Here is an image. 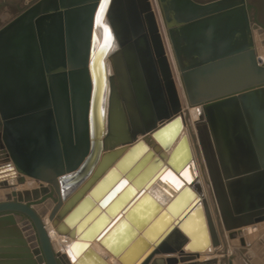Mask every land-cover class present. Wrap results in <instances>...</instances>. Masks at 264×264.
Here are the masks:
<instances>
[{"label":"water","instance_id":"95a60500","mask_svg":"<svg viewBox=\"0 0 264 264\" xmlns=\"http://www.w3.org/2000/svg\"><path fill=\"white\" fill-rule=\"evenodd\" d=\"M23 2L0 26V222L26 218L23 261L222 264L224 237L244 254L264 223V40L247 1ZM34 181L38 195L20 190ZM49 188L46 220L30 201Z\"/></svg>","mask_w":264,"mask_h":264},{"label":"rangeland","instance_id":"374dc122","mask_svg":"<svg viewBox=\"0 0 264 264\" xmlns=\"http://www.w3.org/2000/svg\"><path fill=\"white\" fill-rule=\"evenodd\" d=\"M14 13L15 12H10V13H8V15L11 16ZM1 24H2V22H0V25ZM262 40H264V38ZM183 111H184V116H185V121H186L187 132L190 135L191 141H192L194 149H195L196 159H197L199 167L201 169L203 178H205L204 181H205L206 185L209 187L208 190H205V191L202 190V193L204 195L206 193V195H207V196L205 195V197L207 198L206 203H207L208 207L210 205V207L208 209L212 212L213 204H215V203H214V199L212 197L211 187H210V184L208 181L206 169L204 167V162L202 159L199 140H198V136H197V130H196L195 122H194L195 120L191 116L190 109L187 106H184ZM26 180H30V179L28 178ZM37 183H36V186H37ZM43 185H45V184L43 183ZM19 188H20V190L24 189L28 194H30V196L31 195L32 196L38 195V194L33 195L32 194L33 191L30 190V188H28L26 185H23L22 187H19ZM4 190H7L8 194H9V188L8 189H1L0 192H2V193L0 194V198H2V199L6 198V195L3 192ZM23 194H24V192L21 195L22 198H25L28 196V194H26V195H23ZM39 195H40V198H38L37 200H31L30 203L34 204V205H38L39 209L44 210V213L42 215L44 218L45 216L47 217V214H49V212L53 209V207L56 203V195H55V192L53 191L52 188H49V192H47L46 194L41 195V193H40ZM208 197L212 200L213 204ZM46 217H45V219H46ZM24 218L25 217L22 216L21 220H23ZM1 223H3V222H0V224ZM18 223H20V222H18ZM25 227L26 226L23 227V225L19 224L18 229L21 230L20 232H22L23 228L27 229ZM31 233H28V234L32 238ZM245 233H246L247 237H251L252 235H254V237H252V241L249 242V245L244 247L245 248L244 254L239 251L240 248H242V247L239 245V242L237 239L231 241V240L227 239L226 237L223 238V242H222L223 245L221 247L223 249V251L218 252L216 255L218 258L221 255V257H222L221 263L222 264H264V223L261 224V226H259V228H256L253 231L249 230ZM257 242L259 243V247L255 251L253 244L254 243L256 244ZM3 262H4V258L2 259L0 257V264H5Z\"/></svg>","mask_w":264,"mask_h":264},{"label":"crops","instance_id":"0c3cea01","mask_svg":"<svg viewBox=\"0 0 264 264\" xmlns=\"http://www.w3.org/2000/svg\"><path fill=\"white\" fill-rule=\"evenodd\" d=\"M246 1L250 19L259 26L257 35L262 40L264 38V0ZM21 219L22 216H16V223L3 222L0 224V257L4 258L3 263L5 264H27L23 261L22 253L20 252L22 246H19L17 243L19 241L23 242L26 239L28 247H31L33 240L30 239V235L28 234L31 233L30 230L23 228L22 232H20L21 230L18 229L19 224L24 227L27 222L26 218ZM25 226L27 227V225ZM24 248H26V245Z\"/></svg>","mask_w":264,"mask_h":264},{"label":"bare ground","instance_id":"6f19581e","mask_svg":"<svg viewBox=\"0 0 264 264\" xmlns=\"http://www.w3.org/2000/svg\"><path fill=\"white\" fill-rule=\"evenodd\" d=\"M100 32H99V28H97L96 27V29H95V36H96V38H98L99 40H100V34H99ZM172 58H173V55H172ZM189 109H190V114H191V116L193 117V119L194 120H196L197 119V112H196V109L194 108V106H189L188 107ZM193 120V121H194ZM195 122V121H194ZM196 163H197V160H196ZM107 172V171H106ZM106 172H104L103 174H105ZM103 176V175H102ZM123 176V175H122ZM204 179L205 178H203L201 175L199 176V179H198V183H197V185H198V187H199V189L202 191V190H208V186L206 185V183H205V181H204ZM26 181H29V180H26ZM166 181V180H165ZM35 182V181H34ZM36 184V183H35ZM128 184H130V182H128ZM44 185H39V183H37V186H36V190H34L33 191V193L36 195V194H38L37 192H40V190H41V187H43ZM93 187V186H92ZM165 188H166V182H162L161 184H158V186H156V188H154L153 190H152V194L154 195V196H158V197H160V198H162L163 197V195H164V193H167V191H164L165 190ZM138 191V190H137ZM4 192V194L6 195V196H8V192H7V190H4L3 191ZM2 192H0V194H1ZM23 195H26V193H24ZM205 195H206V193H205ZM207 199V198H206ZM208 207V206H207ZM209 207H210V205H209ZM208 207V208H209ZM209 210V209H208ZM209 212H210V210H209ZM46 217V216H45ZM44 217V218H45ZM47 220V219H46ZM28 222H26V224H27ZM25 224V225H26ZM24 225V226H25ZM25 228H28V227H25ZM47 229H48V232H49V234H50V236H51V238H52V240H53V245H54V247H55V249L57 250V251H61V252H64L65 254H67V255H71L72 256V253H71V251H69L67 248L66 249H64V246H65V243H63L65 240H67V237H65V236H58L55 232H54V229L52 228V226H51V224L50 223H48L47 224ZM252 234V233H251ZM207 255H209L208 253H205L204 255H201L203 258H207L206 256ZM110 261H111V264H117V262L116 261H112V259L111 258H108ZM71 260H74V258H72Z\"/></svg>","mask_w":264,"mask_h":264},{"label":"flooded vegetation","instance_id":"af4514ba","mask_svg":"<svg viewBox=\"0 0 264 264\" xmlns=\"http://www.w3.org/2000/svg\"><path fill=\"white\" fill-rule=\"evenodd\" d=\"M197 2H204L206 0H195ZM23 0H1L0 1V22L2 26L9 19L17 15L24 8ZM248 6V5H247ZM15 12L13 15L9 16L8 13Z\"/></svg>","mask_w":264,"mask_h":264},{"label":"built area","instance_id":"2783aa9c","mask_svg":"<svg viewBox=\"0 0 264 264\" xmlns=\"http://www.w3.org/2000/svg\"><path fill=\"white\" fill-rule=\"evenodd\" d=\"M32 234V233H31Z\"/></svg>","mask_w":264,"mask_h":264}]
</instances>
